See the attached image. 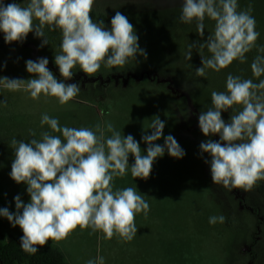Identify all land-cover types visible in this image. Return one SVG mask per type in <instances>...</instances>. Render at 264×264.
Here are the masks:
<instances>
[{"label":"rangeland","instance_id":"1","mask_svg":"<svg viewBox=\"0 0 264 264\" xmlns=\"http://www.w3.org/2000/svg\"><path fill=\"white\" fill-rule=\"evenodd\" d=\"M182 4L183 0H95L91 14L104 15L109 28L116 11L127 16L147 59L137 56L136 62L130 61L123 68L102 65L95 76L86 75L77 66L70 80L60 75L55 64V54L60 52L57 39L45 28L48 44L43 47V38L34 32L24 41L11 44L5 43L0 32V76L35 78L27 72L26 61L45 57L58 81L76 83L81 89L74 99L61 105L56 97L41 94L34 100L28 92L0 86V101H6V105L0 104V208L14 213L17 195L24 203L30 201L27 185L17 184L9 175L15 158L10 141L16 138L28 142L40 139L44 131L50 132L47 125L41 126L43 114L58 119L61 126L95 130L99 124L105 128L106 138L111 136L106 129L110 122L121 135L131 134L143 154L147 144L142 136L151 134L149 126L158 116L165 128L155 143L163 145L164 137L172 135L185 151L182 159L165 151L155 160L150 176L142 179V187H135L136 178L130 169L123 177L114 178V189L134 187L150 205L147 216L143 212L136 215L138 231L132 241L115 235L107 240L102 232L81 231L79 227L66 240H49L47 243L57 247L68 264H87L97 256H102L105 264H264V197L254 187L250 191H229L213 183L211 156L201 153L199 145L209 139L219 141L220 137L204 136L198 124L200 112L211 106V92L226 91L228 74L254 82L264 79L254 77L250 67L257 48L264 46V0H238V10L252 9L260 33L257 48L246 54V62L234 61L219 72L206 69L205 77L195 73L202 67L198 47L193 48L190 61L185 53L189 44L207 39L215 22L206 17L204 37H200L195 21L180 22ZM202 54L210 56L207 49ZM233 109L222 112L226 123L241 106L234 105ZM133 163L130 154L129 166ZM220 215L225 217L223 223H209V217ZM0 231L6 236H23L20 227H13L3 216Z\"/></svg>","mask_w":264,"mask_h":264},{"label":"clouds","instance_id":"2","mask_svg":"<svg viewBox=\"0 0 264 264\" xmlns=\"http://www.w3.org/2000/svg\"><path fill=\"white\" fill-rule=\"evenodd\" d=\"M94 3L95 0H28L22 6L0 0V32L8 44L22 42L34 32L36 37L43 38L40 45L43 47L48 44L45 26L59 29L62 41L55 64L64 80L72 79L77 66L86 75L95 76L102 65L109 69L123 68L130 61L136 62L137 56L147 59L127 16L116 11L111 27L106 28L103 21L94 22L91 17ZM238 9V0H183L179 20L185 24L195 21L200 37H204L205 18L215 22L207 39L189 44L185 53V59L190 61L193 48L198 47L202 67L195 70L197 76L205 77L206 69L219 72L234 61L244 63L246 54L257 48L260 33L256 31L252 9L250 6ZM204 49L210 56L202 54ZM257 51L250 67L253 76L259 79L264 76V46ZM48 63L45 57L29 59L26 70L35 78L0 76V86L13 92H28L34 100L43 94L66 104L79 94L80 86L58 81ZM0 104L6 105V101ZM234 105L241 106V110L226 123L222 112L234 111ZM40 123L51 130L42 132L40 139L10 141L15 158L9 175L17 184L27 185L30 201L24 203L17 195L16 211L0 208V216L22 230L20 248L34 255L38 247L49 240L56 243L66 240L78 227L81 231L102 232L107 240L115 235L125 242L132 241L138 231L136 215L143 212L147 216L150 205L136 188L114 189L113 181L129 169L134 178H148L155 160L165 151L176 159L184 157L185 151L172 135L164 137L163 145L155 143L163 136L165 122L154 117L149 126L151 134L142 136L147 144L146 154L131 134L121 135L110 122L106 129L111 136L107 138L105 128L99 124L95 130L61 126L58 119L47 114L42 115ZM198 124L204 136L220 137L219 141L209 139L199 145L201 153L211 156L214 184L229 191H250L264 180V79L254 82L228 74L226 91L211 92V106L200 112ZM30 135L36 134L30 130ZM130 154L134 157L131 166ZM224 221L223 215L209 217L213 225ZM87 264L105 261L97 256Z\"/></svg>","mask_w":264,"mask_h":264},{"label":"trees","instance_id":"3","mask_svg":"<svg viewBox=\"0 0 264 264\" xmlns=\"http://www.w3.org/2000/svg\"><path fill=\"white\" fill-rule=\"evenodd\" d=\"M8 3H22L24 0H6ZM93 21L104 22L107 26V18L104 15L91 14ZM48 34L57 39V44L60 49L62 35L59 29L51 30L45 26ZM143 180L136 178L134 185L136 188L143 186ZM254 189L264 197V180L258 181ZM21 238L3 235L0 231V264H68L65 255L57 248L48 243L43 247H38V252L34 255L25 253L20 248Z\"/></svg>","mask_w":264,"mask_h":264}]
</instances>
